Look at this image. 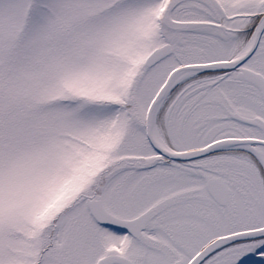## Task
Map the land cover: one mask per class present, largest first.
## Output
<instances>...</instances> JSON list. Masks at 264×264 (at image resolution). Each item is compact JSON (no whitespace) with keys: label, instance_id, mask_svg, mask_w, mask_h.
Wrapping results in <instances>:
<instances>
[{"label":"snow or ice","instance_id":"snow-or-ice-1","mask_svg":"<svg viewBox=\"0 0 264 264\" xmlns=\"http://www.w3.org/2000/svg\"><path fill=\"white\" fill-rule=\"evenodd\" d=\"M0 264H264V0H0Z\"/></svg>","mask_w":264,"mask_h":264}]
</instances>
